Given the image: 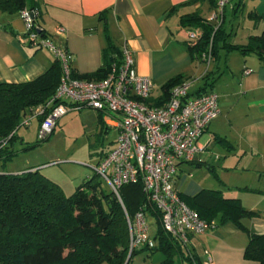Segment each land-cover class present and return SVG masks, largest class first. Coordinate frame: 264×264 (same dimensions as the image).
Returning <instances> with one entry per match:
<instances>
[{
  "label": "crops",
  "instance_id": "crops-1",
  "mask_svg": "<svg viewBox=\"0 0 264 264\" xmlns=\"http://www.w3.org/2000/svg\"><path fill=\"white\" fill-rule=\"evenodd\" d=\"M188 1L33 0V6L44 36L73 56L72 70L77 76L97 71L103 65V51L111 45L119 54L124 48L128 49L135 73L152 81V102L160 98L161 87L175 76L184 80H193L196 75L201 77L202 84L194 81L190 96L203 86L206 73L215 71L216 78L221 74L217 83L223 74L230 79L227 98L235 100L234 106L223 105L218 98L220 115L198 139V146L203 150L192 162L177 163L173 187L183 198L214 190L225 198L238 199L245 210L261 215L243 220L248 234L264 236V65L254 56H241L236 52L240 56L236 70L229 65L219 68L218 62L213 60L204 74H200L204 63L198 56L189 54L185 43L187 29L181 27L180 18L198 13L207 21L215 7L209 0L180 6ZM242 4V0H230L227 16L230 12L233 18L238 12L242 14ZM175 7L178 8L170 13ZM246 15L252 32L257 34L247 36L242 45L248 37L264 32V3L252 7ZM57 27L66 30L65 37L55 35ZM53 63L46 51L29 46L19 13L0 10V84L34 81ZM244 71L251 72L245 75ZM238 103L240 108L236 107ZM237 109L240 113L236 115ZM222 113H225L226 130L222 126ZM101 118L106 131L113 128L111 116L101 114ZM214 146L221 157L212 156ZM147 220L149 225L154 224L149 216ZM247 242L248 235L231 223L212 225L203 235H191L186 246L179 244L182 255L174 258L175 264H257L244 259ZM135 256L141 257L142 264H161L164 259L160 252L137 250Z\"/></svg>",
  "mask_w": 264,
  "mask_h": 264
},
{
  "label": "trees",
  "instance_id": "trees-1",
  "mask_svg": "<svg viewBox=\"0 0 264 264\" xmlns=\"http://www.w3.org/2000/svg\"><path fill=\"white\" fill-rule=\"evenodd\" d=\"M200 1L189 0L180 6ZM209 2L214 8L216 1ZM33 5V0H0V10L9 14L25 8L33 11ZM180 25L183 29L199 28L202 31L196 46H187L191 56H200L210 45L214 61L219 62V53L225 51L227 54L237 52L241 56H254L264 65V32L248 37L245 45L238 46L228 41L231 34L223 22L214 30L212 24L193 13L182 16ZM43 33L41 28V35ZM103 55V65L97 71L81 76L73 74V78L87 81L105 78L120 54L110 45ZM60 76L59 65L54 61L34 81L0 84V164L17 154L14 150L16 131L24 127L22 123L35 108L46 107L51 101ZM218 77L206 73L204 84L196 93L211 90ZM183 80L181 76L169 79L161 87V96L155 104L165 102L170 90ZM98 116V123L103 124L101 114ZM43 118L36 119L38 126ZM37 143L41 142L36 140ZM102 183L94 174L66 196L57 184L38 170L28 169L17 174L0 172V264H125L128 257L129 263L136 251L131 254L128 251L124 212L129 217L142 212L154 220L155 247L139 251L160 252L164 256L161 264H175L174 258L182 255L181 248L162 230L160 214L144 195L141 185H122L118 189L119 202L112 192L103 188ZM179 199L205 223L216 227L231 223L247 234L244 259L264 264V236L249 235L243 225V220L260 217L259 213L245 210L238 199L225 198L214 190H203L191 198L179 196Z\"/></svg>",
  "mask_w": 264,
  "mask_h": 264
},
{
  "label": "built area",
  "instance_id": "built-area-1",
  "mask_svg": "<svg viewBox=\"0 0 264 264\" xmlns=\"http://www.w3.org/2000/svg\"><path fill=\"white\" fill-rule=\"evenodd\" d=\"M229 2L216 0L207 20L214 24V30L222 23ZM19 17L24 23L29 46L46 51L61 72L51 101L46 107L35 108L22 125L28 127L43 116L36 132V140L43 142L51 135L57 121L70 110L88 109L111 116L113 123L110 126L116 130L114 147L93 168L95 174L119 202L118 189L122 185L139 183L148 201L160 214L162 230L181 246L189 243L191 235L205 234L212 224L202 221L180 201L173 179L178 162L190 163L203 150L198 146V139L220 115L217 94L206 91L190 96L194 81L185 79L170 90L165 102L156 105L151 101L152 81L135 73L133 57L126 48L102 80L73 78V56L41 35V27L37 21L34 23L38 17L36 10L25 8L19 12ZM55 35L65 37L66 30L57 27ZM201 35L199 28L187 30L186 45L196 46ZM198 57L209 67L213 62L211 46ZM250 72L244 71V74ZM48 106L52 108L48 109ZM124 217L129 254L154 248L147 216L137 212L129 217L124 212ZM205 256L209 261L208 253Z\"/></svg>",
  "mask_w": 264,
  "mask_h": 264
},
{
  "label": "rangeland",
  "instance_id": "rangeland-1",
  "mask_svg": "<svg viewBox=\"0 0 264 264\" xmlns=\"http://www.w3.org/2000/svg\"><path fill=\"white\" fill-rule=\"evenodd\" d=\"M261 3H264V0H243V12L242 14L238 12L236 18H233L231 12L227 16L225 9L222 22L227 32L231 34L228 40L231 44L240 46L244 44L247 36L257 34L252 32L250 19L247 18L246 14L252 10V7ZM207 14L204 15L209 16ZM217 64L219 68L229 65L236 70L240 64V56L236 52L227 54L223 51L220 53V60ZM205 69H207L206 65L202 64L200 74H204ZM192 79L197 85L202 84L200 76L196 75ZM229 80L223 74L220 81L216 82L211 90L220 98V103L223 105L231 103L234 106L235 100L227 98L228 89H230ZM239 106L240 103L236 107L240 108ZM239 110L237 109L236 115L240 113ZM98 115L96 111L88 109L70 110L57 121L48 140L37 144L38 121H32L28 127H20L16 131L14 144V150L17 154L5 164H0V172L17 174L32 168L57 184L66 196L71 195L76 187L95 174L93 168L97 166L100 158L114 147L116 132L113 128L106 131L105 126L98 123ZM103 118L104 122H107L106 116ZM221 119L223 129L226 130L227 128L224 127L227 123L225 113H222ZM213 148L212 156L221 157L218 148L216 149L215 146ZM102 186L105 190H109L105 183H102ZM154 226L153 223L149 225L150 235L155 233ZM128 264H142L141 257L133 256Z\"/></svg>",
  "mask_w": 264,
  "mask_h": 264
},
{
  "label": "water",
  "instance_id": "water-1",
  "mask_svg": "<svg viewBox=\"0 0 264 264\" xmlns=\"http://www.w3.org/2000/svg\"><path fill=\"white\" fill-rule=\"evenodd\" d=\"M129 258V257H128ZM128 258H127V260H126V263L125 264H127L128 263Z\"/></svg>",
  "mask_w": 264,
  "mask_h": 264
}]
</instances>
